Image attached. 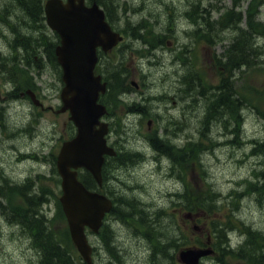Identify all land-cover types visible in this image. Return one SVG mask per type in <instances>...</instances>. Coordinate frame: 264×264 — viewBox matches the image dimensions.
Wrapping results in <instances>:
<instances>
[{"label":"rangeland","instance_id":"374dc122","mask_svg":"<svg viewBox=\"0 0 264 264\" xmlns=\"http://www.w3.org/2000/svg\"><path fill=\"white\" fill-rule=\"evenodd\" d=\"M24 0H0V6L5 8V10H13L15 7L14 3H24L26 7L32 10L33 13L37 16V10L35 7L30 8L28 3L23 2ZM120 2H125V7L130 8V16L132 21H136L141 17L144 18L145 15L149 16L151 19L156 17V22L158 20H163V15L166 14V8L168 10L169 5H175L179 12L186 11L190 5V1L203 2L207 3H218L221 5V9L218 11H211L209 18H217L223 9L229 8L234 0H119ZM263 3L261 7V13L258 15L259 20L264 24V0H254L253 4ZM248 4H252L251 0H240V5H243V9H246ZM255 9V7H253ZM172 13V12H171ZM27 17L19 16L17 19V24L19 26H24L26 28H32L30 24H27ZM194 22L187 20L186 18H180V23L176 25L178 41L180 44L179 49H183L182 43H191V38L194 34H189L191 29H185L187 27H192ZM30 25V26H29ZM197 25V24H195ZM238 25V24H235ZM242 26L244 24H241ZM23 27V28H24ZM197 26H195L196 28ZM1 29V26H0ZM23 30H20V32ZM232 28L222 29L218 32V36L222 37L223 40L217 44H209L206 40L202 43H196L194 45V59L204 81H208L213 85L218 84L219 82V71L216 64V56H221L225 49L228 47L230 41L234 36ZM189 32V33H188ZM256 41L264 46V37H255ZM173 39V37H169ZM186 39V40H185ZM204 40V39H203ZM132 44L133 51L130 53V57L127 58V65H132L131 72L137 74V72H144L145 80L141 84V88H144L145 91L149 92L147 95L153 96V101L150 102L149 109H158L157 110V120H151L148 122V118L135 116L131 117L129 121L123 120L121 128L123 129L121 134H115L114 137L119 139L120 144L125 146L126 149L131 150L141 147L144 139L142 137L143 133L146 130H152L157 125H163L169 127V135H171L175 140L180 136L181 138L187 137L188 134H191L194 138L198 140L201 137V131L205 129L204 125L201 124L200 115L203 113V104L204 99L201 95H198L195 103L198 105V110L196 106H192L193 98L190 96L189 91L182 90L180 88L179 81L177 82L176 72L179 74V71L184 67H188L185 64L179 65L178 68L174 67V60L170 59L171 51L176 48L175 42L171 45H166V56L164 57L163 67L156 66L153 63L156 58H147L144 55L145 46L143 43L134 42L133 38L127 40ZM247 49L246 47H244ZM242 47L238 50V53L241 52ZM174 50L172 51V53ZM116 51L110 54V58H117L115 56ZM256 58V59H255ZM252 58L249 65L246 67L248 70L245 73L237 71L234 81L237 85L236 89L238 93L243 97L244 105L240 108L241 115L245 117V122L243 126L242 138L248 137H257L259 139L264 138V54H259L258 57L255 56ZM151 59V60H150ZM155 65V66H154ZM138 66L140 69H136ZM246 68V69H247ZM245 69V68H244ZM245 69V70H246ZM133 70V71H132ZM46 77V74L43 75V78ZM151 80V81H150ZM1 81V78H0ZM43 92L48 93L50 96L45 98L47 104L56 105L59 103V91L58 88L60 83L56 81V78L50 76L47 80H43ZM148 86V88L146 87ZM153 87V88H152ZM193 93L196 94L197 86H194ZM161 92L164 101L160 103L155 102V93ZM177 93V97L175 96ZM245 97L250 105L245 101ZM159 105L161 107L159 108ZM22 109H26L23 108ZM118 113L121 116L125 114V108L123 105H119ZM260 113V114H259ZM13 120H19L18 117H13ZM15 118V119H14ZM134 120L135 124L130 122ZM181 121V123H180ZM0 127L2 128L1 124ZM32 134L34 137H31L27 132H22L21 134L15 133L10 136H4L3 132L0 131V176L1 172L5 175H9L11 178L15 177L16 179L23 178L32 172V168L36 167L37 171L41 168V163H36L35 158L27 157V155H33L38 151L41 155H47L49 151H58L62 140L68 136L69 132V123H68V114L60 113L56 114L53 112H44V115L40 117L36 123L35 121L31 125ZM237 127V124L232 119H227L224 121H216L213 124L211 131L206 130L207 133H212L213 138L211 140L212 144H216V141L220 142V146H216L214 150H204L203 151V168L204 172H198V180L193 186V198H195L194 203L196 205L198 200V195L208 191L207 183H210L216 191H219L223 194V198L229 200L228 204L220 205L217 209V213L214 214L215 217L222 219L228 213L233 220H236L235 216L231 212L232 205H237L236 214L239 215L243 220L247 222L248 225H252L256 231L264 234V192L261 190L263 183L261 180L262 177L261 169L264 168L262 165L263 155H256L252 159L242 160L239 162L238 158L241 157L239 150L233 148L232 144L227 143V140L234 136V129ZM207 129V127H206ZM29 130V127H28ZM124 139L126 142H123ZM181 143V141H179ZM8 145H12L13 148L9 149ZM45 145H48L49 148L46 149ZM245 150L249 149V146L246 145ZM39 155V154H38ZM40 159V157H39ZM152 161L148 162H139L134 166V178L138 182H146L147 186L142 195L144 199H147L150 203H154V206L149 208L150 215L154 216L157 214V205H166L170 204V198L158 196V190L162 187L165 191H171L176 188V182L172 178L164 177V173L157 174L152 173L153 171L149 169ZM168 164L164 161V166ZM49 168V165L47 166ZM121 168V169H120ZM162 169V170H163ZM118 170V171H117ZM114 172L110 175V181L119 179H126L129 176L128 167H115L112 169ZM258 181L256 184L259 188L254 189V181ZM40 186H46V190L50 191L45 181H37ZM121 187L120 185H118ZM233 191H241V196L238 197L231 194ZM14 195L8 193L7 196ZM22 199L19 195H15L11 203L20 204ZM231 202V204H229ZM170 207V206H169ZM167 207V208H169ZM173 212L174 208L169 209ZM194 214L201 213L202 210L193 211ZM182 213H177V221L179 228L181 227L184 234V241H198L201 238V235L192 233L191 225L189 221L183 222ZM212 216L209 218L200 216L197 219L198 224H205L206 226H211ZM176 222L169 217L161 219V229L162 240L166 238L170 239L174 233ZM1 228V226H0ZM2 231L0 230V264H38L39 255L37 251L32 248L29 244L28 239H25L26 234L21 233L22 231L15 226H7L4 224L2 226ZM127 229L124 230V236ZM158 232V231H155ZM246 231H242L241 234L239 231L233 235V237L239 239L241 242V237L243 240L248 239ZM206 235V231H205ZM202 235V236H205ZM242 235V236H241ZM241 236V237H240ZM93 240V236H91ZM128 242L124 256L121 257V263L124 264H148L150 255V246L147 245V250H139L134 244L133 240L128 237ZM146 241V240H144ZM147 244V243H145ZM248 244V247L252 244ZM242 245V244H241ZM147 257V258H145ZM97 259V258H96ZM211 264H216L214 259H208ZM98 262V259H97Z\"/></svg>","mask_w":264,"mask_h":264},{"label":"water","instance_id":"95a60500","mask_svg":"<svg viewBox=\"0 0 264 264\" xmlns=\"http://www.w3.org/2000/svg\"><path fill=\"white\" fill-rule=\"evenodd\" d=\"M49 22L62 36L57 53L64 68V105L70 109V119L77 126L76 135L64 141L58 154L57 166L62 177L61 202L68 218L72 238L86 264H93L85 227L94 231L99 227L111 201L104 195L89 190L79 179L78 169H88L97 181L102 180L105 153H113L104 137L106 122L99 120L105 106L97 102L100 77L93 74L97 60L96 46L108 48L121 36L105 20L104 10L97 4L87 7L84 0H49L46 6ZM99 125V127H97ZM210 249L188 248L181 251V259L196 264Z\"/></svg>","mask_w":264,"mask_h":264},{"label":"flooded vegetation","instance_id":"af4514ba","mask_svg":"<svg viewBox=\"0 0 264 264\" xmlns=\"http://www.w3.org/2000/svg\"><path fill=\"white\" fill-rule=\"evenodd\" d=\"M1 7L2 5L0 6V8ZM206 9L207 10L212 9L211 5H207ZM14 23L16 25V19H14ZM1 29H2L1 34L3 36L2 39L3 41L0 50L3 51L5 54L10 53L11 44L13 42V48L16 53V51L20 49L17 43L18 29L8 28L4 24H2ZM4 65L5 64L3 63V66ZM0 68L2 69L4 67H0ZM12 75L13 78H11L10 75V79L12 80L14 85L11 86V82L8 81L6 84V88L7 89L12 88L13 92L10 95H12L13 97L16 96L17 98H20L21 95H23V92H21L19 86H16L18 76L16 75V73H13ZM178 80L179 82H181L182 81L181 77H179ZM126 189L127 188L119 190L118 187L114 188V191L116 193H119V195H117L116 197H111L113 201V207L111 211L107 213V215L105 216L103 225L101 226L99 232L95 236L96 237L95 250H96V258L98 259L97 262L98 264H124L123 262L122 263L120 262L121 261L120 256L121 257L124 256L128 242L127 240L128 237H130L133 240V244L139 250L142 249L147 250L148 249L147 245L150 246V255H149V260H147V262L150 260H156L157 258L154 257L156 256L162 257V255H165V253L167 252L163 244L157 245L154 242L155 240L160 239L162 234L160 232V229H161V219L164 218L163 213L157 210V214L151 216L149 209H147L148 203H146L141 198L137 197L131 191ZM45 198L46 197H43L42 199ZM49 199H51V196H49ZM33 212H35L34 208L32 209V212L30 213L29 216H25V219L28 221L31 220L33 222V219L36 218L37 216L36 214H33ZM132 218L136 219L138 223L134 224L131 220ZM192 218H190V221L194 222L195 220ZM185 221L186 220H184V222ZM125 229H127V232H125V236H124ZM150 238L153 241V243L149 241ZM190 244L197 245L196 242L195 243L192 242ZM244 249H249V248L244 247ZM240 250L243 255H247L248 257L245 258L244 260L241 259V262H237L236 264H251L250 261L248 260L250 258L252 259V264H254L255 261H257L256 264L264 263V255L261 254V248L255 247L256 256H254L248 250L242 251V248H240ZM173 251L174 250H171L169 252L175 255L174 259L172 260L169 259V261L167 260L166 263H162V264H182L178 261L176 253L175 252L173 253ZM214 255L208 258L212 260L217 259L218 262L216 264H228L225 260H220V254H217L215 258ZM207 261L208 260H206L205 264H207ZM148 264H155V263H152L150 261V263L148 262Z\"/></svg>","mask_w":264,"mask_h":264},{"label":"trees","instance_id":"16d2710c","mask_svg":"<svg viewBox=\"0 0 264 264\" xmlns=\"http://www.w3.org/2000/svg\"><path fill=\"white\" fill-rule=\"evenodd\" d=\"M102 4H105L106 10H108L109 13L114 11V7L112 6L111 1H102L99 0ZM23 2L28 3L30 5V8L35 7L37 11L41 10V0H24ZM24 8L28 10V12L34 14L32 10H30L24 3H22ZM111 7V9H110ZM249 30L244 29L242 30L241 34L234 39L232 42V46L230 48L231 54L229 56V63L230 65L232 63L238 64L240 60H242V64L248 62V56H246V53L242 56L243 48L245 45H251L250 37L252 36V32L254 30L258 31L259 23L251 22ZM241 49V53L239 56L238 50ZM247 48V47H246ZM251 50V49H250ZM249 50V52H250ZM246 56V57H245ZM241 58V59H240ZM228 61H224L225 64H227ZM238 66V65H237ZM234 86L232 81L228 78H223V84L219 86V89L216 92L210 93V94H204L203 91H198L199 94H201L202 98L205 100V106H207V114L205 116V123H215L216 121H222L227 119V117L231 116L235 120L238 118V109H239V101L233 96ZM71 127V134L74 132V126L72 123H70ZM207 127V126H206ZM204 135H206L205 132H203ZM200 144L197 143L196 147L198 148L196 152H200L201 147ZM200 146V147H199ZM262 146L261 149L264 151V144L260 145ZM81 178L86 183L88 187H93L96 185L95 180L93 179L92 175L88 172H81ZM218 198H220V193L217 191H214L212 188L209 189L207 192L199 194L198 200H197V208L198 210H204L208 213H211L212 215L214 213H217V209L219 208V204L216 202L218 201ZM57 216H60V218L63 219V211L61 209V205L59 203L58 210H57ZM229 222H227L225 219L221 220L219 218H214L213 220V228L215 230V238L218 241L225 240V229L228 226ZM33 232L36 235V238L43 243V245L46 247V244L48 247H46L49 255L47 256V259L43 261L42 264H81V257L78 254L76 248L74 247L71 237H69V248L68 252L66 253L64 251H61L59 248H57L53 243H56L57 238L53 235V231L51 232L48 230L45 226V224H34ZM165 241H167V244L169 245V242L174 243L176 241H170V239L166 238ZM164 241V242H165ZM178 242V240H177ZM253 242V239L250 241ZM46 243V244H45ZM177 246V243H175ZM257 246V245H256ZM261 246V254L264 255V245ZM220 247V244H219ZM166 253L164 257H168V247H165ZM250 253H252L254 256L255 254V244L249 247L247 249ZM248 257V256H247ZM264 264V263H263Z\"/></svg>","mask_w":264,"mask_h":264},{"label":"clouds","instance_id":"9594fccd","mask_svg":"<svg viewBox=\"0 0 264 264\" xmlns=\"http://www.w3.org/2000/svg\"><path fill=\"white\" fill-rule=\"evenodd\" d=\"M13 178L15 179V177H13ZM177 187L179 188L180 186H179V185H177ZM240 239H241V241H242L244 238H243V237H241Z\"/></svg>","mask_w":264,"mask_h":264},{"label":"bare ground","instance_id":"6f19581e","mask_svg":"<svg viewBox=\"0 0 264 264\" xmlns=\"http://www.w3.org/2000/svg\"><path fill=\"white\" fill-rule=\"evenodd\" d=\"M209 7V6H208ZM186 40V39H185ZM154 63V62H153ZM151 81V80H150ZM153 88V87H152ZM208 124V123H207Z\"/></svg>","mask_w":264,"mask_h":264}]
</instances>
